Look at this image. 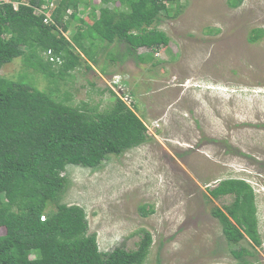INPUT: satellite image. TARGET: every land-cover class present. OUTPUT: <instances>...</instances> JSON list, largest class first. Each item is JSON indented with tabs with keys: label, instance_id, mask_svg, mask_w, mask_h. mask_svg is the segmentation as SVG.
Listing matches in <instances>:
<instances>
[{
	"label": "rangeland",
	"instance_id": "374dc122",
	"mask_svg": "<svg viewBox=\"0 0 264 264\" xmlns=\"http://www.w3.org/2000/svg\"><path fill=\"white\" fill-rule=\"evenodd\" d=\"M88 3L81 15L87 21L91 5L121 7L118 0ZM181 3L178 16L162 11L156 25L170 37L168 47L137 49L152 52L151 61L137 62L125 45L111 43L92 68H75L59 85L72 104L102 109L112 102L107 88L133 91L131 101L153 137L110 155L97 169L67 166L70 184L61 201L85 209L101 251L134 248L137 231L148 230L144 264H264V34L249 40L252 28L264 29V0H244L237 8L226 0ZM24 66L17 57L0 73ZM26 74L39 88L48 86L40 74ZM229 177L254 189L260 245L247 236L228 244L212 215L233 201L209 194ZM143 205L154 212L143 216ZM242 249V257L232 254Z\"/></svg>",
	"mask_w": 264,
	"mask_h": 264
},
{
	"label": "trees",
	"instance_id": "16d2710c",
	"mask_svg": "<svg viewBox=\"0 0 264 264\" xmlns=\"http://www.w3.org/2000/svg\"><path fill=\"white\" fill-rule=\"evenodd\" d=\"M13 1L0 2V72L17 57L25 66L16 73H0V264H144L152 244L148 230L137 231L134 248L101 251L96 234L88 232L85 209L61 201L70 184L67 166L97 169L110 155L153 139L137 106L122 98L134 92L126 90L121 97L107 88L112 102L102 109L98 104H72L70 93L61 92L59 85L75 68H92L98 53L106 52L111 43L125 45V54L137 62L151 61L152 52L137 49L165 50L170 37L156 26L161 12L176 17L183 4L181 0H118L121 7L94 4L87 21L81 15L88 0H56L53 22L44 23L36 8L51 0H28L15 7ZM243 1L226 0L231 8ZM263 34L262 27L252 28L249 40ZM122 59L123 54L118 61ZM26 72L33 79L40 74L48 86L42 89L37 80L29 82ZM209 194L214 199L233 197L224 210L211 211L228 244L244 236L261 244L249 182L224 178ZM140 212L145 216L154 209L143 205ZM244 252L232 250L236 258Z\"/></svg>",
	"mask_w": 264,
	"mask_h": 264
},
{
	"label": "clouds",
	"instance_id": "9594fccd",
	"mask_svg": "<svg viewBox=\"0 0 264 264\" xmlns=\"http://www.w3.org/2000/svg\"><path fill=\"white\" fill-rule=\"evenodd\" d=\"M55 1H56V0H51L48 4H44V5H41V6H39V7L36 8L37 11H38L39 13H42V14H43V22H44V23H51V22H53V19H52V17H51V11H52V8L54 7ZM1 2H6V1H1ZM7 2H10V0H8ZM18 4H24V5H27V4H28V0H14V1H13V5H14V7L17 6ZM44 8H45V9L47 8V10L44 11V10H43ZM70 11H71V9L67 10V13H69ZM46 14L49 16V20H48V21H45V16H46ZM115 81H116V80H115ZM118 84H119V83H118ZM117 88H118V90H117L118 95H119V96H122V94H123L124 91H125V89H122V88H124V87H123L122 85L119 84V85H117ZM114 91H116V89H115ZM127 97L129 98V101L126 100ZM124 101H126L129 105H130V102H132L130 96H125V97H124Z\"/></svg>",
	"mask_w": 264,
	"mask_h": 264
},
{
	"label": "built area",
	"instance_id": "2783aa9c",
	"mask_svg": "<svg viewBox=\"0 0 264 264\" xmlns=\"http://www.w3.org/2000/svg\"><path fill=\"white\" fill-rule=\"evenodd\" d=\"M1 1H8V0H0V2ZM49 20V16L46 14V16H45V21H48Z\"/></svg>",
	"mask_w": 264,
	"mask_h": 264
},
{
	"label": "water",
	"instance_id": "95a60500",
	"mask_svg": "<svg viewBox=\"0 0 264 264\" xmlns=\"http://www.w3.org/2000/svg\"><path fill=\"white\" fill-rule=\"evenodd\" d=\"M126 100H128V101H129V98L127 97V98H126ZM130 105H133V102H130Z\"/></svg>",
	"mask_w": 264,
	"mask_h": 264
}]
</instances>
